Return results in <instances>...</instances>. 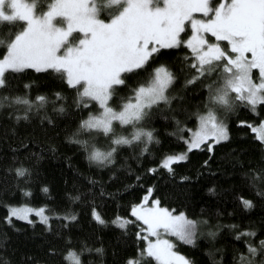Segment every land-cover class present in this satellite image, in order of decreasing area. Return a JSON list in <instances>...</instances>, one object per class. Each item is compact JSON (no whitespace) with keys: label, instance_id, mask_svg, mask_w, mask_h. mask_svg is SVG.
Masks as SVG:
<instances>
[{"label":"snow or ice","instance_id":"snow-or-ice-1","mask_svg":"<svg viewBox=\"0 0 264 264\" xmlns=\"http://www.w3.org/2000/svg\"><path fill=\"white\" fill-rule=\"evenodd\" d=\"M4 29L0 38V89L9 87V75H23L29 70L56 74L67 92L74 91L73 105L80 113L75 128L64 138L83 149L85 159L100 168L113 163L121 146L135 143L140 145V151L134 153L140 164V158L151 153L150 145L162 143L156 129L149 126L156 115H162L174 124L165 131L182 142L184 149L162 154L159 163L146 171L155 173L163 168L175 176L174 162L187 160L188 153L202 147L212 153L214 145L229 140L227 117L231 113L244 108L255 114V121L236 119L237 125L247 126L254 135L259 155L255 163L249 158L247 166L236 157L243 169L242 184L253 196L237 193L235 199L243 211L254 209L257 200L264 207V0H47L46 5L42 0H0V30ZM180 46L186 49L179 69L184 74L182 88L186 92L188 86L199 83L207 92L195 106L185 102L180 90L173 91L177 71L166 61L156 62L161 49L178 50ZM30 83L24 87L29 88ZM122 88L126 94H119ZM54 95L61 101L67 99L64 91ZM46 99L43 93H37L34 101L28 93H4L0 103L26 105L23 112L16 109V119H28V110L42 107ZM57 110L61 114L70 111L64 103ZM165 111L169 115H164ZM42 119L55 126L51 117ZM101 137L104 145L98 146ZM23 144L21 141V147ZM50 149L57 151L54 144ZM30 156L13 157L7 169L18 179L27 178L25 183L31 177L25 163ZM208 163L203 161L205 166ZM121 167L133 172L131 165ZM139 179L137 176L135 182ZM88 180L100 185L101 197L115 195L102 180ZM43 188L47 190V186ZM122 190L127 189L116 192ZM208 191L215 192V186ZM69 197L81 199L79 193ZM5 207L3 219L9 225L12 217L33 222L29 212H35L45 224L49 221L46 205L6 203ZM90 208L92 219L100 225L110 222L124 235L130 226L135 227V254L121 264H197L194 257L177 250V241L195 247L200 236L215 240L224 227L219 222L211 225L203 215L193 217L185 210L163 206L151 185L129 204V215H120L117 210L111 221L106 220L95 197ZM51 215L63 217L69 234L64 237L65 246L59 251L50 247L49 255H60L61 264H106L102 244L92 248L79 240V247L75 246L71 235V223L77 220L75 211H54ZM228 227L234 241L231 264H264V223L257 226L256 221L248 220L244 227ZM92 252L101 259L85 261L83 255ZM204 253L211 264H224V248H205ZM0 264L12 261L0 253ZM36 264L47 261L37 260Z\"/></svg>","mask_w":264,"mask_h":264},{"label":"trees","instance_id":"trees-1","mask_svg":"<svg viewBox=\"0 0 264 264\" xmlns=\"http://www.w3.org/2000/svg\"><path fill=\"white\" fill-rule=\"evenodd\" d=\"M42 3L46 5L47 0H42ZM5 32L6 29L0 30V38L4 37ZM185 51L184 46H180L178 50L161 49L156 62L166 61L177 71L178 80L173 91L180 90L181 95L185 96V102L195 106L197 102L203 101L207 92L199 83L188 86L186 92L182 88L184 74L179 72V69ZM8 79L9 87L0 89V98L4 93H28L29 99L33 101L37 93L47 96L42 107L33 106L28 110V119L23 116L16 119V109L23 112L26 105H10L7 101L0 103V253L9 257L12 264H36L37 260L47 261V264H61L62 257L49 255L48 249L55 247L59 251L63 248L64 237L69 234V230L65 227L63 217H56L51 213L69 209L77 213V220L71 223L75 246L79 247V240H85L92 248L102 244L105 248L103 259L106 264H121L128 255L135 254L138 243L134 235L136 229L130 226L128 233L124 235L123 230L110 222L98 224L90 214L92 197L96 198V204L103 217L111 221L117 210L120 215H129V204L138 200L149 185L153 186L154 196L160 198L163 206L185 210L193 217L203 215L210 220L211 225L217 222L224 225L215 240L200 236L195 247L177 241V250L194 257L197 264H211V260L204 253L205 248H224V264H231V246L234 241L228 226L236 224L244 227L248 220L256 221L257 226L264 223V207H261L259 200L256 201L254 209L243 211L235 199L237 193L253 196L252 191L242 184L240 172L243 169L237 163L236 157L239 156L247 166L249 158L255 163L259 155L250 129L236 124L237 118L257 120V116L247 109L240 108L238 112L227 117L230 138L214 145L212 153L202 147L188 153L187 160L174 162L172 167L175 176L163 168H159L155 173L146 171L148 167L159 163L162 154L184 149L182 142L165 131L171 130L174 124L170 119L164 120L162 115H156L149 125L156 129V135L162 143L159 146L150 145L151 153H145L140 158V164L136 162L134 155L140 151V145L135 143L132 147L121 146L113 163L100 168L85 159L83 149H78V146L64 138L73 131L80 115L73 105L74 91L67 92L60 78L51 72L45 74L29 70L23 75H9ZM26 82H31L27 89L24 87ZM55 91H64L67 99L59 100L54 95ZM119 94H126L125 90L122 88ZM60 103H64L70 111L61 114L57 110ZM261 114L264 115V109H261ZM164 115L169 113L165 111ZM42 117H51L55 126ZM21 141H24L23 147ZM51 144L57 148L55 153L50 149ZM103 145L104 140L101 137L98 146ZM26 153L31 154L30 158L25 159L26 165L31 169L28 183H25L27 178L18 179L14 171L7 170L13 157L24 158ZM36 153H39L38 157ZM204 160H208V165L203 164ZM123 164L131 165L133 172L128 173L126 167H121ZM113 172L115 176L111 175ZM137 176L140 177L139 182H135ZM179 176L188 179L180 181L177 179ZM88 177L102 180L104 187L115 195L101 197L100 185L91 184ZM43 186H47L46 191ZM213 186L215 192H209L208 189ZM22 188L25 189L24 192L21 191ZM124 188L127 190L116 192L117 189ZM78 193L81 195L80 200L70 199L69 194L75 197ZM6 203L29 204L33 207L46 205L49 221L45 224L34 219L35 216H31L33 222L12 217V225H9L3 219L7 214ZM77 237L79 239H76ZM215 255L218 257L219 253ZM83 259L99 260L101 257L92 252L85 253Z\"/></svg>","mask_w":264,"mask_h":264},{"label":"rangeland","instance_id":"rangeland-1","mask_svg":"<svg viewBox=\"0 0 264 264\" xmlns=\"http://www.w3.org/2000/svg\"><path fill=\"white\" fill-rule=\"evenodd\" d=\"M102 15H106V13H102ZM28 215H29L30 220H32V217H31V216H35L34 219H36V220H38V221H42V220L37 216V214H36L35 212H29ZM14 218L20 219V218H18V217H14ZM20 220H23V219H20ZM23 221H28V220H23ZM42 222H43V221H42Z\"/></svg>","mask_w":264,"mask_h":264}]
</instances>
